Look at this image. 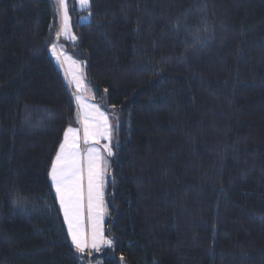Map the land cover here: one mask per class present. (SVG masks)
I'll use <instances>...</instances> for the list:
<instances>
[{
  "label": "trees",
  "instance_id": "1",
  "mask_svg": "<svg viewBox=\"0 0 264 264\" xmlns=\"http://www.w3.org/2000/svg\"><path fill=\"white\" fill-rule=\"evenodd\" d=\"M117 117L105 234L73 246L50 169L79 123L55 0H0V264H264V0H69ZM123 257V260H121Z\"/></svg>",
  "mask_w": 264,
  "mask_h": 264
},
{
  "label": "snow or ice",
  "instance_id": "2",
  "mask_svg": "<svg viewBox=\"0 0 264 264\" xmlns=\"http://www.w3.org/2000/svg\"><path fill=\"white\" fill-rule=\"evenodd\" d=\"M79 3L82 7L90 8L91 0H79ZM55 5L59 21V28L55 33L57 39L64 36L75 40L76 37L71 32L69 0H55ZM52 53L59 62L60 56L57 54L56 44L52 45ZM65 59L71 61L73 65L77 64L71 56L66 55ZM72 80L77 90L83 89L82 74L80 76L74 74ZM76 99L84 108L81 120L83 142L98 145L101 139L111 140L112 126L109 124L108 116L97 106L84 104L82 96L77 95ZM80 131L69 127L64 133L63 143L59 145L51 165L50 178L75 250L81 254L87 251L91 255L92 252L100 251L101 246L106 245L111 248L113 245L112 240L105 238L103 229L104 184L107 169L102 166L103 157L99 148L89 147L86 156L82 155ZM105 149L108 156L113 155L111 146L105 145ZM85 208L91 226L90 232L85 226Z\"/></svg>",
  "mask_w": 264,
  "mask_h": 264
},
{
  "label": "rangeland",
  "instance_id": "3",
  "mask_svg": "<svg viewBox=\"0 0 264 264\" xmlns=\"http://www.w3.org/2000/svg\"><path fill=\"white\" fill-rule=\"evenodd\" d=\"M75 3V6L77 8V10L79 11V15H78V20L82 23L84 22H88L91 19V14L89 11L88 7H82L79 3V0H73ZM69 15H70V11H69ZM70 25H71V32L74 34L73 32V28H72V20H71V15H70ZM62 40H67V38H65L64 36H60L54 44L57 45V54L60 56V61L58 62L56 59V56L53 55L52 53V47H51V55L55 61V63L61 68L63 69L64 73L66 74V77L68 79V83L71 86V89L73 90L74 93V97L76 99L77 95H80L83 97V102L86 105H89V101L90 98H92V88L90 86V84L87 81V78L85 76V62L83 60L77 59L76 57H74L71 53H69L66 49V47L64 46V43L62 42ZM70 40V39H69ZM71 56L73 60H75L77 62L76 65H73L71 63V61H68L65 59V56ZM77 75L80 76L82 74V80H83V89L82 90H77L75 87V84L72 80L73 75ZM77 100V99H76ZM77 104L80 107V114L83 117L84 115V108L81 106L80 102L77 100L76 101ZM91 105V104H90ZM94 105L97 106L101 112L105 113V115L108 116V120H109V124L112 126V130H111V140H108L107 138L105 139H101L98 145L89 143L86 144V147H97L100 149L101 152V156L103 157V165L104 167H106L107 169V173L105 176V184H104V204H105V212H104V219H103V229H104V235L106 239H109L106 234H105V221L107 219L108 216V207H107V203H106V190H107V181L108 179L111 178V161L109 160V156L107 155V151L105 149V145H109L113 148V143H114V138H115V132L117 129V124H118V120L117 117L106 111L103 107H101V105L99 106L98 104H96V102H94ZM104 109V110H103ZM83 119V118H82ZM113 150V149H112ZM106 246V245H105ZM100 264H102L100 262Z\"/></svg>",
  "mask_w": 264,
  "mask_h": 264
},
{
  "label": "crops",
  "instance_id": "4",
  "mask_svg": "<svg viewBox=\"0 0 264 264\" xmlns=\"http://www.w3.org/2000/svg\"><path fill=\"white\" fill-rule=\"evenodd\" d=\"M66 75V74H65ZM68 80V79H67ZM70 85V84H69ZM71 87V86H70ZM72 92H73V90H72ZM73 96H74V93H73ZM74 99H75V97H74ZM77 100L75 99V102H76ZM94 102H96L95 100H94V96H93V91H92V98H90V101L88 102L89 103V105L91 104V105H94ZM96 104H98L97 102H96ZM76 105H77V109H78V117H79V123H78V125H76V126H70V127H72V128H74V129H80L81 131H80V136H81V142H80V150H81V153H82V155H85L86 156V150H87V147H86V144L83 142V125H82V123H81V120H82V116H81V114H80V107H79V105L77 104V102H76ZM99 106H100V104H98ZM104 110V109H103ZM69 128V127H68ZM67 128V129H68ZM67 129H66V131H67ZM65 131V132H66ZM64 139V138H63ZM62 143H63V141H62ZM59 150V149H58ZM109 160H110V156H109ZM85 175H86V165H85ZM52 182V181H51ZM108 182V181H107ZM85 186H86V180H85ZM54 188V187H53ZM55 190V189H54ZM58 199V198H57ZM58 202H59V200H58ZM60 205V204H59ZM61 208V207H60ZM61 211H62V214H63V210H62V208H61ZM88 213H87V209L85 208V226H86V229L90 232V230H91V226H90V223H89V221H88ZM63 218H64V216H63ZM65 224H66V227H67V223L65 222ZM67 230H68V228H67ZM70 236V235H69ZM70 239H71V237H70ZM74 246V245H73ZM75 247V246H74ZM106 246H101V248H100V250H102L103 248H105ZM85 253H88L87 251L85 252ZM90 264H100L99 262H90Z\"/></svg>",
  "mask_w": 264,
  "mask_h": 264
}]
</instances>
